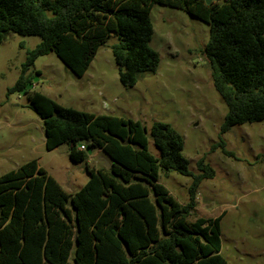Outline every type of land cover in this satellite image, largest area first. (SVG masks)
I'll return each instance as SVG.
<instances>
[{
	"label": "trees",
	"instance_id": "16d2710c",
	"mask_svg": "<svg viewBox=\"0 0 264 264\" xmlns=\"http://www.w3.org/2000/svg\"><path fill=\"white\" fill-rule=\"evenodd\" d=\"M156 4L209 25L205 53L227 107L221 134L264 121V0H0V46L9 33L42 39L10 93H26L43 122L46 150L68 144L71 160L83 163L87 147H80L87 143L111 166L88 169L90 180L74 195L36 161L0 177V264H229L220 220L189 221L202 181L215 171L205 159L197 163L199 175L190 171L176 129L157 122L148 133L139 121L65 108L27 91L38 58L54 53L81 78L112 37L119 39L111 50L125 88L141 74H156L160 56L150 46ZM149 134L160 158L148 150ZM217 146L232 157L223 141ZM161 171L192 179L188 204L159 183Z\"/></svg>",
	"mask_w": 264,
	"mask_h": 264
},
{
	"label": "rangeland",
	"instance_id": "374dc122",
	"mask_svg": "<svg viewBox=\"0 0 264 264\" xmlns=\"http://www.w3.org/2000/svg\"><path fill=\"white\" fill-rule=\"evenodd\" d=\"M150 17L154 27L150 46L160 56L156 74H141L134 87L125 88L111 50L119 39L112 37L81 78L54 53L38 58L27 73L34 78L27 91L65 108L139 121L148 133L154 123L171 125L183 137L190 171L200 174L201 159L215 171L213 179L202 181L189 221L202 219L208 225L220 220L221 254L229 264H264V121L236 125L221 134L227 107L214 88L205 53L209 25L158 4ZM41 42L37 36L9 33L0 46V177L36 161L74 195L90 180L88 169L108 170L109 162L87 143H82L87 147L83 163L71 160L68 144L48 152L43 122L29 108L26 93H10L28 52ZM221 141L232 157L218 148ZM148 150L160 158L150 134ZM159 183L181 205L188 204L191 178L161 171Z\"/></svg>",
	"mask_w": 264,
	"mask_h": 264
},
{
	"label": "water",
	"instance_id": "95a60500",
	"mask_svg": "<svg viewBox=\"0 0 264 264\" xmlns=\"http://www.w3.org/2000/svg\"><path fill=\"white\" fill-rule=\"evenodd\" d=\"M217 1L218 0H205V2H206L207 5H212L213 3L217 2ZM107 167H108V169L111 168V166H110L109 163H107Z\"/></svg>",
	"mask_w": 264,
	"mask_h": 264
},
{
	"label": "built area",
	"instance_id": "2783aa9c",
	"mask_svg": "<svg viewBox=\"0 0 264 264\" xmlns=\"http://www.w3.org/2000/svg\"><path fill=\"white\" fill-rule=\"evenodd\" d=\"M80 150H81V151H85V150H86L85 146L82 145V146L80 147Z\"/></svg>",
	"mask_w": 264,
	"mask_h": 264
},
{
	"label": "crops",
	"instance_id": "0c3cea01",
	"mask_svg": "<svg viewBox=\"0 0 264 264\" xmlns=\"http://www.w3.org/2000/svg\"><path fill=\"white\" fill-rule=\"evenodd\" d=\"M93 63V62H92Z\"/></svg>",
	"mask_w": 264,
	"mask_h": 264
}]
</instances>
